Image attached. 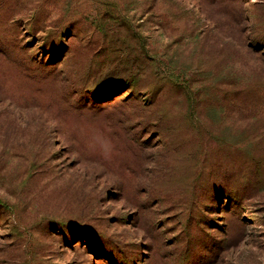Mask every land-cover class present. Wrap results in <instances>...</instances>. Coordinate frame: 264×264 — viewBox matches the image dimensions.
Returning <instances> with one entry per match:
<instances>
[{
  "label": "rangeland",
  "instance_id": "374dc122",
  "mask_svg": "<svg viewBox=\"0 0 264 264\" xmlns=\"http://www.w3.org/2000/svg\"><path fill=\"white\" fill-rule=\"evenodd\" d=\"M0 264H264V0H0Z\"/></svg>",
  "mask_w": 264,
  "mask_h": 264
},
{
  "label": "trees",
  "instance_id": "16d2710c",
  "mask_svg": "<svg viewBox=\"0 0 264 264\" xmlns=\"http://www.w3.org/2000/svg\"><path fill=\"white\" fill-rule=\"evenodd\" d=\"M254 9L257 10L255 7H254ZM257 20H258V25H260V19L258 18ZM258 25H257V26H258ZM98 28H99L100 30H103L102 27H100V26H99ZM135 80H136V79H135ZM128 81H130V83H134V80H133V79L128 80Z\"/></svg>",
  "mask_w": 264,
  "mask_h": 264
}]
</instances>
